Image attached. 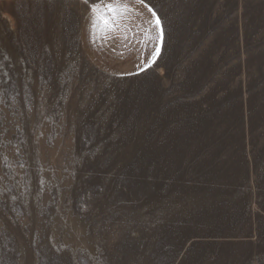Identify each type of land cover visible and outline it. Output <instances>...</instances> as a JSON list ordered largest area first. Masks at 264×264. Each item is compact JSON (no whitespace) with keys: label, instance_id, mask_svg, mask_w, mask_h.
I'll list each match as a JSON object with an SVG mask.
<instances>
[{"label":"rangeland","instance_id":"1","mask_svg":"<svg viewBox=\"0 0 264 264\" xmlns=\"http://www.w3.org/2000/svg\"><path fill=\"white\" fill-rule=\"evenodd\" d=\"M147 1L128 77L0 13V264H264V0Z\"/></svg>","mask_w":264,"mask_h":264},{"label":"crops","instance_id":"2","mask_svg":"<svg viewBox=\"0 0 264 264\" xmlns=\"http://www.w3.org/2000/svg\"><path fill=\"white\" fill-rule=\"evenodd\" d=\"M56 0H0V13L21 30L51 27L62 31L68 24L69 10ZM131 8L120 20L122 27L107 36L100 35L90 20V8L78 25L83 56L98 71L113 77H128L147 70L161 55L163 40L156 39L154 6L147 0H127ZM153 10V11H150ZM159 16V15H158ZM50 23V24H49Z\"/></svg>","mask_w":264,"mask_h":264},{"label":"snow or ice","instance_id":"3","mask_svg":"<svg viewBox=\"0 0 264 264\" xmlns=\"http://www.w3.org/2000/svg\"><path fill=\"white\" fill-rule=\"evenodd\" d=\"M143 3V0H139ZM131 8L127 7V0H95V3L90 5V20L93 28L100 35L107 36L108 33H115L120 30L121 18L130 12ZM150 11H153L150 9ZM154 19L150 24L156 29V39L163 40L164 30L163 22L158 15L153 11Z\"/></svg>","mask_w":264,"mask_h":264}]
</instances>
